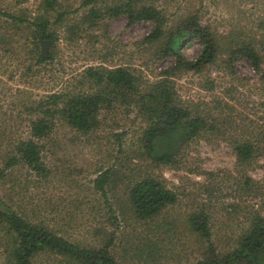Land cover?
I'll return each instance as SVG.
<instances>
[{"label": "rangeland", "instance_id": "obj_1", "mask_svg": "<svg viewBox=\"0 0 264 264\" xmlns=\"http://www.w3.org/2000/svg\"><path fill=\"white\" fill-rule=\"evenodd\" d=\"M43 1L0 0L1 12L21 20L14 23L0 16V212L14 213L80 247L104 249L117 264L212 260L246 264L230 263L226 258L247 234L254 216L264 220V105L260 103L264 97L258 75L246 59L236 60L232 76L222 67H210L201 74L178 68L168 78L182 98L207 104L222 98L224 88L232 84L236 87L234 101H227L234 112L243 111L224 118L219 109L212 111L221 131L185 144L174 157V165H158L146 155L141 141L146 119L134 105L119 101L100 107L98 126L87 136L55 117L54 128L40 142L45 176L22 162L5 168L9 158H18V143L30 138L31 123L41 116V102L53 94L66 101L95 86L84 77L87 68L126 67L140 77L142 90H147L176 62L160 57L157 47L142 43L150 31L149 22L128 25L119 15L105 16L92 27L81 23L89 9L104 13L107 7L128 0H54L53 9L43 6ZM86 1L90 3L84 5ZM133 2L161 11L167 31L190 28L196 22L223 45L222 57L232 48L250 44L264 63V0ZM60 13L66 15L57 23ZM45 21L53 42L39 40L41 31L35 24ZM43 44V58L49 54L51 58L42 62ZM180 52L192 61L200 47L194 39L184 43ZM206 80L214 83L212 91L206 89ZM238 123L259 135L262 146L261 154L243 165L238 164L232 148L238 131L227 129ZM103 172L108 175L104 191L99 192L94 181ZM207 172L216 173L214 188L207 186ZM147 175L178 192L179 201L154 220L141 221L127 193ZM246 177L251 179L254 193L246 191ZM201 211L208 216V241L187 225V216ZM11 234L0 221V264L6 262ZM31 264L82 263L46 250L36 254Z\"/></svg>", "mask_w": 264, "mask_h": 264}, {"label": "trees", "instance_id": "obj_2", "mask_svg": "<svg viewBox=\"0 0 264 264\" xmlns=\"http://www.w3.org/2000/svg\"><path fill=\"white\" fill-rule=\"evenodd\" d=\"M89 3L90 1H86L84 5ZM53 4L54 0L43 1V6L47 9H53ZM102 11L104 13L89 9L82 17L81 23L92 27L105 16L114 18L119 15L126 18L128 25L136 22H149L151 28L142 43L157 47L158 50L160 49V57L174 58L176 62L172 67L163 70L160 73L162 78L153 82L147 90H142L140 77L126 67L87 68L84 71V77L95 86H91L88 93L76 94L66 101H62V95L53 94L41 102L38 106L41 116L31 123L30 138L18 143L16 149L18 158H9L5 163V168L22 162L28 169L45 176L47 169L41 159L40 142L47 138L54 128L55 117L82 136H87L98 126L100 107L110 106L119 101L127 106L134 105L146 119L141 140L146 155L158 165H174V157L180 154L185 144L196 138L212 135V133L218 134L221 131V124L216 122V116L212 111L219 109V116L223 118L229 113L233 117L234 114L243 112L241 110L234 112L233 106H230L227 101H234L232 94L236 91V87L232 84L224 88L222 98L215 97L208 104L202 100L182 98L168 79L178 68L201 74L210 67H222L221 70L232 76L233 64L236 60L246 59L258 75V85L261 86L264 97V63L252 45L238 46L234 50L232 48L225 54V57H222L223 45L213 39L211 33L196 22L190 28L182 26L167 31L166 18L161 11L153 6L135 4L133 0H128L117 7H107ZM65 15V13L58 14L56 22L59 23ZM0 16L7 17L14 23L21 21L1 11ZM48 25L47 21L38 22L35 27L41 31L39 40L53 42L46 31ZM194 39L200 47V53L190 61L183 56L180 50L184 43L187 44ZM48 58H51L50 54L46 59L40 55L39 61L43 62ZM205 86L208 91H212L215 87L211 80H206ZM260 103L264 105L263 102ZM210 105L212 108L209 107ZM234 127L238 131V136L231 143L236 160L240 165L248 164L262 152L259 135H255L240 123L231 125L227 129L233 130ZM215 174V172L204 174L209 181L208 187L214 188L212 183ZM106 175L108 172H103L94 181L95 188L99 192L104 191ZM1 177L2 170H0ZM243 185L248 193H254L250 178L246 177ZM238 191H243V189L239 188ZM127 194L135 216L141 221L154 220L164 210L179 201L178 192L151 175L134 183L128 188ZM0 221L4 222L12 233L7 241L8 248H10L5 253V264H31L36 254L46 250L55 251L61 256L77 260L82 264H117L104 249L80 247L44 227L28 224L14 213L0 212ZM187 225L191 232L209 240L206 213L192 212L187 216ZM226 258L230 263L245 261L246 264H264V220L262 217L254 216L249 231L240 240L238 247ZM218 263L217 260H212L209 263L199 262L198 264Z\"/></svg>", "mask_w": 264, "mask_h": 264}, {"label": "water", "instance_id": "obj_3", "mask_svg": "<svg viewBox=\"0 0 264 264\" xmlns=\"http://www.w3.org/2000/svg\"><path fill=\"white\" fill-rule=\"evenodd\" d=\"M47 43V42H46ZM45 44H43V50H42V56L45 57L46 56V50L44 48Z\"/></svg>", "mask_w": 264, "mask_h": 264}]
</instances>
